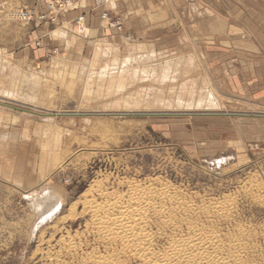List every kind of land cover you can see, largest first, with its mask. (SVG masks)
<instances>
[{
	"label": "rangeland",
	"instance_id": "rangeland-1",
	"mask_svg": "<svg viewBox=\"0 0 264 264\" xmlns=\"http://www.w3.org/2000/svg\"><path fill=\"white\" fill-rule=\"evenodd\" d=\"M51 1L0 0V264H140L104 243L91 209L132 182L184 201L150 218L156 251L196 230L264 264V104L256 73L193 28L212 13L199 0H147L155 15L72 0L57 23L10 16Z\"/></svg>",
	"mask_w": 264,
	"mask_h": 264
},
{
	"label": "bare ground",
	"instance_id": "bare-ground-1",
	"mask_svg": "<svg viewBox=\"0 0 264 264\" xmlns=\"http://www.w3.org/2000/svg\"><path fill=\"white\" fill-rule=\"evenodd\" d=\"M81 24L80 30L85 29ZM129 184L125 195L102 193L106 200L113 197L114 201L91 207L97 233L118 254L140 264H239L236 252L222 256L217 235L204 231L194 230L186 236H175L164 250L156 251L149 231L150 218L153 215L166 221L181 209L184 201L167 187H143L138 182ZM90 264L114 263L96 256Z\"/></svg>",
	"mask_w": 264,
	"mask_h": 264
},
{
	"label": "crops",
	"instance_id": "crops-1",
	"mask_svg": "<svg viewBox=\"0 0 264 264\" xmlns=\"http://www.w3.org/2000/svg\"><path fill=\"white\" fill-rule=\"evenodd\" d=\"M177 0H173L176 5ZM200 1V3H199ZM204 5V11L212 13L211 17L193 24V28L200 29L205 36L206 43L222 44L226 48L225 53H220L219 59L242 63L245 69H252L256 73L255 86L258 85L257 96L260 97L257 104H264V0H199ZM141 8L159 13L156 5L147 0H136ZM135 2V3H136ZM109 4L117 11V0ZM159 8V7H158ZM143 9V10H144ZM224 12H223V11ZM159 11V12H157ZM222 13H225L223 15ZM62 20V17L60 18ZM64 20V19H63ZM63 22V21H62ZM160 24V23H158ZM100 25V24H99ZM87 31V30H86ZM199 31V32H200ZM213 40V41H211ZM249 66V67H248ZM253 73V72H252ZM260 85V86H259Z\"/></svg>",
	"mask_w": 264,
	"mask_h": 264
},
{
	"label": "built area",
	"instance_id": "built-area-1",
	"mask_svg": "<svg viewBox=\"0 0 264 264\" xmlns=\"http://www.w3.org/2000/svg\"><path fill=\"white\" fill-rule=\"evenodd\" d=\"M109 0H95L94 4L100 6L103 3L105 4ZM72 0H54L46 3L45 8L38 12L34 8L20 7L16 11L10 14V16L21 22H30L36 20L38 23L49 22L57 23L60 15L63 12L71 10L74 8ZM84 15L78 17L77 23L80 24L85 19ZM100 21L107 29H111L118 33H122L123 22L122 19L118 16L112 15L108 10H103L99 15ZM39 45V42H37Z\"/></svg>",
	"mask_w": 264,
	"mask_h": 264
}]
</instances>
